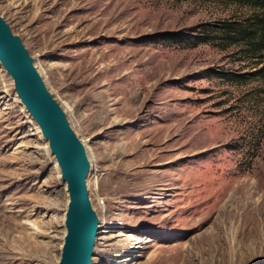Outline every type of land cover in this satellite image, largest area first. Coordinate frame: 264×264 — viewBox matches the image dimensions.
<instances>
[{
    "label": "rangeland",
    "instance_id": "rangeland-1",
    "mask_svg": "<svg viewBox=\"0 0 264 264\" xmlns=\"http://www.w3.org/2000/svg\"><path fill=\"white\" fill-rule=\"evenodd\" d=\"M251 13L222 0H0L85 148L92 264H264L257 67L236 46L168 37ZM66 203L0 67V264H57Z\"/></svg>",
    "mask_w": 264,
    "mask_h": 264
},
{
    "label": "water",
    "instance_id": "water-1",
    "mask_svg": "<svg viewBox=\"0 0 264 264\" xmlns=\"http://www.w3.org/2000/svg\"><path fill=\"white\" fill-rule=\"evenodd\" d=\"M0 67L10 79L19 104L46 142L65 187L64 234L57 264H92L98 220L86 189L90 166L85 148L48 92L19 37L1 17Z\"/></svg>",
    "mask_w": 264,
    "mask_h": 264
},
{
    "label": "trees",
    "instance_id": "trees-1",
    "mask_svg": "<svg viewBox=\"0 0 264 264\" xmlns=\"http://www.w3.org/2000/svg\"><path fill=\"white\" fill-rule=\"evenodd\" d=\"M245 7L252 15L241 22H217L203 24L198 27L199 35L180 36L170 34L168 37L174 43L217 44L222 48L236 46L239 52L247 54L254 60L257 70L252 76L264 90V0H222ZM192 32V30H190Z\"/></svg>",
    "mask_w": 264,
    "mask_h": 264
},
{
    "label": "bare ground",
    "instance_id": "bare-ground-1",
    "mask_svg": "<svg viewBox=\"0 0 264 264\" xmlns=\"http://www.w3.org/2000/svg\"><path fill=\"white\" fill-rule=\"evenodd\" d=\"M130 117V116H129Z\"/></svg>",
    "mask_w": 264,
    "mask_h": 264
}]
</instances>
